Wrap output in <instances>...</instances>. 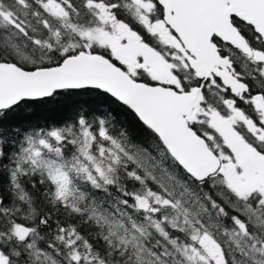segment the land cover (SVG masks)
Instances as JSON below:
<instances>
[{
	"label": "snow or ice",
	"instance_id": "1",
	"mask_svg": "<svg viewBox=\"0 0 264 264\" xmlns=\"http://www.w3.org/2000/svg\"><path fill=\"white\" fill-rule=\"evenodd\" d=\"M0 264H264V0H0Z\"/></svg>",
	"mask_w": 264,
	"mask_h": 264
}]
</instances>
